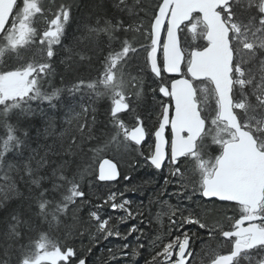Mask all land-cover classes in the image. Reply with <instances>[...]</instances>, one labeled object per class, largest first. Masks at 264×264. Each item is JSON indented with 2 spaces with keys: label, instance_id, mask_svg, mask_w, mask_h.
I'll list each match as a JSON object with an SVG mask.
<instances>
[{
  "label": "snow or ice",
  "instance_id": "obj_1",
  "mask_svg": "<svg viewBox=\"0 0 264 264\" xmlns=\"http://www.w3.org/2000/svg\"><path fill=\"white\" fill-rule=\"evenodd\" d=\"M93 7L95 23L85 25L81 39L99 46L106 37L109 51L103 71L95 79H79L67 91L73 99L77 93L87 92L89 100H110L106 116L112 133L105 147L135 145L139 150L147 144L145 159L152 167L161 170L167 161L172 165L170 175L178 178L181 189L191 187L194 195L219 201V207L233 212L225 216L226 224L217 220L210 226L191 212L184 215L180 208L169 206L166 215L172 238L165 242L157 237L160 244L153 242L152 247L159 250L146 264H190L191 236L188 231L173 234L174 227L183 225H198L208 229L210 240L218 234L230 242L227 254L208 247L203 264H264V0H161L147 26L139 17L144 10L140 0H111V8L119 15H109L103 0ZM37 18L44 19L43 30L34 27ZM71 19L72 6L67 3L45 8L42 0H0V61L9 56L16 62L0 68V128L4 131L0 136V181L4 182L0 184V208L17 196L27 200L28 211L49 228L65 222L71 213V224L66 226L80 235L89 234L93 243L109 238L126 241L143 231L133 224L121 232L119 225L142 212L137 209L134 213L132 202L121 198L123 193L110 191L106 197L97 195L98 202L88 209L89 219L84 220L80 213L91 204L82 188L86 170L74 168V161L50 159V146L41 154L30 144L27 126L36 115L31 102L41 101L55 109L65 91L57 87L49 91L43 82L52 74L57 46L63 45ZM162 29L166 31L163 39ZM140 37L150 43H142ZM161 47L162 68L157 55ZM141 55V71L150 70L158 81L152 92H158L153 100L160 111L152 129L128 93L130 86L138 87L137 101L145 99L143 77L127 71L130 61ZM182 65L187 73L180 79L169 83L163 78V73L181 74ZM90 106L81 104V111L75 112L69 105V113H74L69 123L85 118L78 123L81 133L85 128L91 132L92 125L86 120ZM91 110L96 112L95 107ZM129 113L135 120L131 126L124 119ZM95 122L93 115L92 124ZM9 153L17 163L6 161ZM11 172L23 181L27 196L17 188ZM118 176L117 165L103 160L98 179L112 181ZM105 207L108 212L102 215ZM178 212L179 224L173 219ZM24 225L31 230L23 215L11 210L5 232L11 242L5 245L0 264H73L75 250L62 248L47 232L41 231L25 244ZM140 240L137 236L136 246L125 255H139V249L145 247ZM120 247L129 249L130 245ZM77 264L86 261L79 259Z\"/></svg>",
  "mask_w": 264,
  "mask_h": 264
},
{
  "label": "trees",
  "instance_id": "obj_2",
  "mask_svg": "<svg viewBox=\"0 0 264 264\" xmlns=\"http://www.w3.org/2000/svg\"><path fill=\"white\" fill-rule=\"evenodd\" d=\"M43 1L42 3L44 5L47 0ZM61 2L70 4L75 8V10H72L74 20L72 19L73 25L72 21L69 24L72 25L71 29L69 31L66 30L67 36L69 37L67 43L68 52L64 54L65 56L62 58L60 64H54L53 61V71L49 76L50 80L46 79V82H43V87L49 91H51L53 82L57 80L66 81V78L71 75L74 78L72 83L82 79L80 77L82 74H85L87 67L85 70H80V72L76 70L80 63V57L84 55L88 56L85 52L90 50V54L93 58L89 61L91 64L94 60L95 62L98 60L101 50L103 49V52H106L108 47L105 41L106 37L102 38L105 40L101 47L81 39L82 35L86 33L85 25L95 23L96 13L93 5L101 2V0H58L56 5L61 4ZM103 2L108 6L109 15H119L115 12V9L111 8V0H103ZM159 2L160 0H140L142 8L144 9L145 7V10L147 9V11H149V21L152 17V13L156 10L155 5ZM143 11L139 12V17L141 16L140 19L145 24L147 18L145 14H143ZM34 27L36 26L34 25ZM36 28L38 29V27ZM86 62L88 61H82L80 66H84ZM0 68H2L1 62ZM74 75L79 76L75 78ZM140 76L143 77V81L147 78L153 81L155 80L154 76L150 74L148 69H144ZM86 95L77 93L74 98L75 100H73V106L75 105V102H82L84 105H90L91 100H89ZM70 97L69 94H64L59 104L63 105L64 103L66 104V102L68 103V101L71 100ZM81 97H83V99H81ZM95 102H97V100H95ZM141 104L140 101L136 102V105H139V110L144 114V120L150 122L148 116L151 108L145 107L144 104ZM48 108L49 106L47 103L38 101V106L35 108V112H37L36 116L33 117L32 123L27 126L29 133L33 135L30 144L31 146H34L32 148L40 150L41 154H43V152L50 146V159L56 161H74V168L78 166L79 169L86 170V175L82 182V188L88 194V199L91 201V204L84 206L83 211L80 213L84 220L89 219L88 209L92 204L98 202L96 199L97 195H103L106 197L110 191L123 193V197L121 198H126L132 202L130 207L133 212L135 213L137 209L142 212V215H137L134 219H129L125 223L120 224L119 228L121 232H126L131 225L136 224L142 229L143 235H141V232H135L129 236L126 241L117 238H109L108 240H100L98 243H93L91 236L85 233L83 239L86 248H92V254L96 251L98 254L107 253L110 256V263L112 261L113 264H146V261L151 260V256L154 252L159 250L158 247H152L153 242H155L157 246L160 244V240H158L157 237H160L165 242L172 238L168 233L170 221L166 213L170 212L169 204H173V198L175 201V207L180 208L183 212L186 211L187 215L191 212L193 215L199 216L201 219H207L206 223L208 224L210 221L216 222L217 220H222L224 218L223 212L225 211L233 215V212L230 209L219 207L220 202L215 201V203H213L212 201L205 200L198 193L194 195L191 187L187 190L181 189L178 183V178L170 175V168L172 165L167 164L165 166L169 167L167 170H165V167L161 170L152 167L145 159V156L148 154L147 144L139 150H137V146L135 145H131L128 149L123 147L119 149L121 146H117L116 144H109L105 147L112 133V129L110 128V130L105 131L106 125L99 115L95 124H92V119L90 117H86L87 122L92 125L91 132H89L88 129L84 130L83 133L80 131L71 132L66 126L58 125L57 114L53 112V109H50L51 107ZM41 109H43V112H41ZM131 115V113L124 115L126 123L130 126L135 123L134 116ZM83 121H85V118H83ZM0 136H2L1 132ZM73 140H75V143H73ZM150 141H152L151 138ZM141 151L143 152V155L140 154ZM103 156L113 158L119 166L120 178L112 183L104 181L100 182L93 169V167H97L98 161ZM6 161L17 163L14 159L13 153L8 154ZM5 170L7 169L5 168ZM0 173V175H3L2 172ZM9 175L14 180H19V176H17L15 172H11ZM125 177H128L129 179H125ZM165 180L170 181V183L166 184ZM0 184H3V181H0ZM178 193H183V195H178ZM23 194L27 196L28 193L26 188L23 190ZM189 197H191V199H189ZM181 202L188 204L189 207H187V209L182 208L180 206ZM13 209L20 212L23 215V218L31 225V230H29L27 225L22 226V230L25 233V244L28 243L29 238L35 239L38 237L39 233L43 231L47 232L60 246H69L73 248V245H75L76 248L78 247V245H76L80 239L77 235L78 231L66 226L71 224V213L65 222L61 223L59 226L54 225L49 228L47 223L41 222L38 217L28 211L27 200L18 199V201H8L6 202L5 208H0V255H2L5 245L11 242L6 239L5 232L7 231L8 214ZM107 212L108 209L105 207L102 210V215H106ZM157 214H160L159 220L157 219ZM179 218L180 213L178 212L173 219H176L179 224ZM189 228H195L194 234L198 238L207 239V230L200 229L195 225H183L182 228L174 227L173 234L180 235L183 231L189 232ZM90 231L95 233V228H91ZM137 236L141 237L140 242L145 245L144 248L139 249V255L136 258H133L132 256H125L122 254V248L120 247L121 244L129 242L136 246ZM99 247L103 249L102 252L98 251ZM196 247L197 242L193 240L192 248L195 249ZM208 247H215V244L209 239L204 241L201 253L199 254L198 252L194 259L191 260V264H203V261L206 259L205 250ZM228 247L229 243L227 246L224 245L223 247L220 246L219 249L216 248V250L224 253L228 250ZM80 248L81 245L78 249ZM110 249L111 251H109ZM113 256L115 258H113Z\"/></svg>",
  "mask_w": 264,
  "mask_h": 264
},
{
  "label": "bare ground",
  "instance_id": "obj_3",
  "mask_svg": "<svg viewBox=\"0 0 264 264\" xmlns=\"http://www.w3.org/2000/svg\"><path fill=\"white\" fill-rule=\"evenodd\" d=\"M57 3H58V0H47L44 3V7L45 8H50L54 4L56 5ZM146 5H144V6H146ZM72 10H75V8L73 6H72ZM148 12L149 11H147V9L145 10V7H144L143 14H145V16L147 18L146 19V22H147L148 16H149L148 15L149 14ZM72 19H73V16H72ZM72 19L70 20V22L72 21ZM70 22H69V24H70ZM34 23H35V26L38 27V31L39 30H43V28L45 27L44 19L43 18L36 19V21ZM69 24L66 26V30L67 31H69L71 29V27L73 25V21H72V25H69ZM67 37L68 36L66 35V37L63 39V45L62 46H57V51L58 52H57V54H56V56L54 58V64L55 63L56 64L57 63L60 64L61 61H62V58L65 56L64 54L66 52H68V44L67 43H68L69 37L68 38ZM102 38H104V37H102ZM102 40L104 41L105 39H102ZM140 40H141L142 43H145V44L150 43V41L144 40L142 37H140ZM102 44H104V43H101L99 46L100 47L103 46ZM113 47H117L118 48V44L114 43L113 44ZM108 51H109V48L108 47H107L106 52H103V49H102L101 52H100L101 54H99L98 60H96V62L94 60V62H91V64L89 63V61H91L93 59L92 58V55L90 54L91 51L90 50L86 51L85 53H87L88 56H85L84 55L83 56L84 59H81L80 58L79 60H80V63H82V61L83 62L84 61H88V62H86L84 64V66H80V63L78 61V63H79L78 67L79 68L78 67L76 68V70L78 72H80V70L81 71L82 70H85L86 67H87V69L85 70L86 72L84 71L85 74H82L80 78H82L84 80L95 79L98 76V74L103 71V61H104V57L108 54ZM11 60H12V58H10L9 61H6V63H4L2 65V68H7V67L12 66ZM143 66H144V58H143V55H141L140 57H134L133 60L130 61L129 67H128L127 71H129L133 76H140L141 72H143V71H141V69H143ZM77 76H79V75H74L75 78H77ZM46 79L47 80H50L49 77H47ZM73 79L74 78L71 75L68 78H66V81L57 80V81L53 82L51 89L53 87L65 89V91L63 93V96H64V94H69L71 96L70 97L71 100L68 101V103L66 102V104L64 103L63 105L58 104V107L55 108V109L50 108V107L49 108L50 109H53V112L57 114V118L58 119L57 118L56 119H57L58 125L64 126V127L66 126V128L69 129L71 132H79V130H78V123H84L85 121H83V118L79 122H77L75 120H73L72 123H69L68 122L69 119H70V116L71 115H74V113H71V114L69 113V105L73 106V104H74L73 100H75V99H73L72 98V94H70L67 91V88L71 87V85L74 84V83H72L74 81ZM153 83H154V81L151 80V79H149V78L144 79L142 87H143V95H144V98L145 99H143V100L140 101L144 105L146 103L148 108H151V110L149 112V116H148V118H150L149 119L150 120V123L147 122V121H145V123L148 125L149 129H152L153 128V124L156 122V114L160 111L158 105L156 104V101L153 100V95H156V93L154 94L152 92V88L155 87V85H153ZM138 90H140L138 87L131 86V90H130V92H128L131 99H133V100L136 99L137 100V98L135 96V92L138 91ZM82 94H84V95L87 94L86 97L89 98V95H90L89 93L85 92V93H82ZM95 100H97V102H95ZM90 103H91L90 104L91 106L89 107V112H88L87 116L92 119L93 118V115H95V117L97 119L98 118V115H99L101 117V119L103 120L104 124L106 125L105 131L110 130L111 125L108 123L107 116H106V110L110 107V100L107 99V98H103V97H101V99L100 98L99 99L93 98L90 101ZM133 103H134V101H133ZM81 104H82V102H80V103L79 102H75V105L73 106L75 108V112L81 111V107H80ZM151 104H152V107H149L148 105H151ZM31 105H32V108L36 111L35 108L38 106V101L31 102ZM135 105H136V103H135ZM92 107H95L96 108V112L95 113L92 112V110H91ZM137 109H138L137 111H139L140 114H142L144 116V114L142 113V111L139 110L138 107H137ZM86 129L87 128H85L84 130H86ZM0 132H1V135L4 134L3 128H0ZM30 137L32 138L33 135L30 134ZM30 140H32V139H30ZM31 147H34V146L32 145ZM121 148L122 147H120L119 149H121ZM39 152H40V150H39ZM103 157L110 158L109 156H103ZM100 160H101V158H100ZM100 160L97 163V167L96 166L93 167V169L96 172V177L97 178H98ZM118 168H119V166H118ZM2 174H3V172H2ZM119 176H120V174H119ZM15 181L17 182V188L20 190L21 193H23V190L26 188L25 185H24V183H23V181H19V180H15ZM18 199L21 200L20 197L13 196V198L10 199V200H8V201H10V202H12V200H15V201L17 200L18 201ZM174 205H175V201H174V198H173V204H169V206L175 207ZM180 206L182 208H184V209H187V207H189L188 204L183 203V202L180 203ZM183 214L184 215H187L186 214V211H184ZM223 214H224V218H225V216H232V214L230 215V213H228L227 211L223 212ZM224 218L222 219V221H224ZM206 220L207 219H202V221L205 222V223H206ZM224 222H225V224L227 223V221H224ZM215 223L216 222H211L210 221L209 222V225L212 226ZM186 226H188V225H186ZM195 226H198V225H195ZM194 229L195 228H189V232H188L189 235L192 236V238H191V251L193 252V257L190 258V264H191V260L194 259V257L198 254V252H199V254L201 253V251H202L201 248H202V246L204 244V241H206L207 239H209L208 229H206L207 230L206 231V233H207V239H200L197 236H195ZM77 235H78V237L80 239H79L78 243H76V245H78L77 248L75 247V245H73V249L76 252V255L72 258L73 264H77V262H78L79 259H84L86 261V264H113L112 261L110 263V256H109V254H107V253L98 254L97 251L94 254H92L91 253L92 248L91 247H87L86 248V244H85V241L83 239V237H85V234L84 235H80V233L78 232ZM192 239L197 242V247L195 249L192 248V243H193V240ZM210 241L215 244L214 249H216V248L219 249L220 246L223 247L224 245L227 246V244L229 243L228 241H225L224 238L222 236L218 235V234L215 235V237L213 239H211ZM126 243H128L130 245V247H129V249H122L121 253L124 254V255H125L126 252L127 253H130L131 252V248L132 247H135L132 243H129V242H126ZM80 245H81V248L78 249ZM61 247L63 248V246H61ZM89 249H90V251H89ZM227 249L228 250L226 252H224V254H227V252L230 250V244H229V247ZM98 251L102 252L103 249L99 247V250ZM125 256H127V255H125ZM129 256H131V255H129ZM137 256H135V257L132 256V257L133 258H136Z\"/></svg>",
  "mask_w": 264,
  "mask_h": 264
},
{
  "label": "water",
  "instance_id": "obj_4",
  "mask_svg": "<svg viewBox=\"0 0 264 264\" xmlns=\"http://www.w3.org/2000/svg\"><path fill=\"white\" fill-rule=\"evenodd\" d=\"M161 2V1H160ZM164 37H166V31H165V33H164V30L162 29V31H161V38L163 39ZM160 49V48H159ZM159 49H158V52H157V55H159V53H160V51H159ZM161 51H162V48H161ZM162 62H163V52H162ZM159 63V62H158ZM167 75H169V76H171V77H174L175 79H180L181 78V74H168V73H166ZM166 132H167V130H166ZM171 139V138H170ZM170 151V150H169ZM105 159H108V160H110V161H112L113 163H115V161L111 158H108V157H103L101 160H100V163H99V167H100V164L103 162V160H105ZM166 163V162H165ZM116 164V163H115ZM117 165V164H116ZM117 171H118V173H119V168H118V165H117ZM98 176H99V172H98ZM119 177L120 176H118L117 177V179L116 180H118L119 179ZM116 180H112V181H104V182H109V183H112L113 181H116ZM100 182H101V180H99ZM205 199V198H204ZM207 200V199H206Z\"/></svg>",
  "mask_w": 264,
  "mask_h": 264
},
{
  "label": "rangeland",
  "instance_id": "obj_5",
  "mask_svg": "<svg viewBox=\"0 0 264 264\" xmlns=\"http://www.w3.org/2000/svg\"><path fill=\"white\" fill-rule=\"evenodd\" d=\"M43 1V0H42ZM44 2V1H43ZM148 22H149V20H147V22H145V26H147L148 25ZM11 57H9V56H6L2 61H0L1 62V65H3V62L4 63H6V61H9V59H10ZM13 60V61H12ZM11 60V64H12V66L13 65H15V60L14 59H12ZM130 90H131V86L128 88V92H130ZM132 100V102L134 101V103H133V105L135 106V103L137 102V100L136 99H131ZM149 107H152V104L151 105H148ZM155 111V110H154ZM138 113H140L139 111H137ZM133 115V114H132ZM131 115V116H132ZM150 123V122H149ZM166 169L165 170H167V169H169V167L167 166V167H165ZM231 215V214H230Z\"/></svg>",
  "mask_w": 264,
  "mask_h": 264
},
{
  "label": "flooded vegetation",
  "instance_id": "obj_6",
  "mask_svg": "<svg viewBox=\"0 0 264 264\" xmlns=\"http://www.w3.org/2000/svg\"><path fill=\"white\" fill-rule=\"evenodd\" d=\"M38 19V18H37ZM36 21V20H35ZM34 25H35V23H34ZM201 43H203V41H201ZM183 70H185V67H184V69ZM163 78L166 80V81H168V82H170L173 78H171V77H167V76H164L163 75ZM157 79V78H156ZM154 81H156V80H154ZM157 84H158V81H156V83H153V85H155L156 87H157ZM157 95H158V92H157ZM167 135H168V138H169V135H170V132L168 131L167 132ZM229 244H230V242H229ZM230 247H231V244H230Z\"/></svg>",
  "mask_w": 264,
  "mask_h": 264
}]
</instances>
